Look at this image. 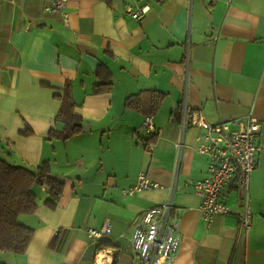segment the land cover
Instances as JSON below:
<instances>
[{"label": "crops", "instance_id": "0c3cea01", "mask_svg": "<svg viewBox=\"0 0 264 264\" xmlns=\"http://www.w3.org/2000/svg\"><path fill=\"white\" fill-rule=\"evenodd\" d=\"M50 3L0 0V159L30 171L47 163L63 182L54 208L44 204L46 187L33 188L35 213L17 218L33 232L27 249L0 252V262L139 264L133 225L171 198L180 238L173 264H264V0H68L66 23L45 11ZM143 6L140 20L125 12ZM149 92L163 97L151 151L139 137ZM66 96L81 130L64 139L56 117ZM184 97L187 111L211 124L251 109L260 124L245 236L236 182L222 193L230 213L208 225L185 186L206 177L208 161L195 151L199 129L181 128ZM140 173L157 188L125 197ZM103 224L111 247L98 252L88 230Z\"/></svg>", "mask_w": 264, "mask_h": 264}, {"label": "built area", "instance_id": "2783aa9c", "mask_svg": "<svg viewBox=\"0 0 264 264\" xmlns=\"http://www.w3.org/2000/svg\"><path fill=\"white\" fill-rule=\"evenodd\" d=\"M67 3L68 0H51L45 11L61 16L66 23ZM147 10V6L139 7L135 11L127 7L125 12L132 19L140 20ZM188 126L199 129L195 151L205 156L208 161L206 177L185 184L190 186L200 199L199 212L202 220L208 225L216 216L230 213V207L224 202L222 193L236 182V187L241 191L240 230L245 236L251 228L252 221L249 203L251 174L262 152L261 146L257 143L259 122L253 117L251 109L241 118L211 124L201 111L189 113L184 97L181 128L184 131ZM157 134L158 130L153 124L152 117H145L139 137L148 151L152 150L150 140ZM155 188L157 185L153 184L145 173H140L136 184L122 190V194L130 197L143 190ZM178 218L179 213L174 210L171 198L159 206L144 211L142 219L133 225L131 237L133 251L139 264L174 263L180 245ZM108 230V225L103 224L99 230L89 229L88 235L101 244Z\"/></svg>", "mask_w": 264, "mask_h": 264}, {"label": "trees", "instance_id": "16d2710c", "mask_svg": "<svg viewBox=\"0 0 264 264\" xmlns=\"http://www.w3.org/2000/svg\"><path fill=\"white\" fill-rule=\"evenodd\" d=\"M106 86L108 85L97 86V92ZM148 95L150 96L147 103L149 110L145 117H152L163 97L152 92H149ZM127 103L138 110L142 104L136 99H129ZM73 108V103L66 96L56 117L57 121L65 124V129L61 132V137L64 139L79 133L81 130L79 117L73 113ZM49 136L55 137L52 131ZM34 187H46L48 189V199L44 204L54 208L55 202L61 194L63 182L60 178L50 174L47 163H42L35 171H30L24 167L11 166L0 159V252H8L14 255L25 253L33 232L19 225L17 218L35 213L37 203L33 191ZM110 247L106 243H101L96 251L99 252ZM0 264L3 263L0 262Z\"/></svg>", "mask_w": 264, "mask_h": 264}]
</instances>
